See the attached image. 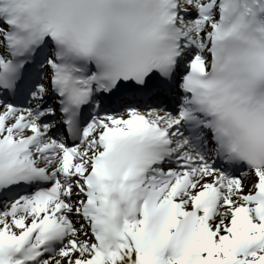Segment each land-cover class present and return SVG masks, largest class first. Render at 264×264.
Segmentation results:
<instances>
[{
    "label": "snow or ice",
    "instance_id": "snow-or-ice-1",
    "mask_svg": "<svg viewBox=\"0 0 264 264\" xmlns=\"http://www.w3.org/2000/svg\"><path fill=\"white\" fill-rule=\"evenodd\" d=\"M0 264H264V0H0Z\"/></svg>",
    "mask_w": 264,
    "mask_h": 264
}]
</instances>
